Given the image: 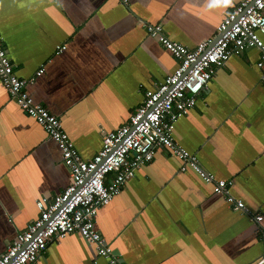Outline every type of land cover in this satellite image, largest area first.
Wrapping results in <instances>:
<instances>
[{
	"label": "crops",
	"instance_id": "0c3cea01",
	"mask_svg": "<svg viewBox=\"0 0 264 264\" xmlns=\"http://www.w3.org/2000/svg\"><path fill=\"white\" fill-rule=\"evenodd\" d=\"M239 0H0V36L33 101L58 116L82 159L125 124L143 92L178 60L146 31L160 24L189 49L211 38ZM64 46L62 50L58 47ZM246 48L217 68L173 139L262 216L264 227V66ZM42 68L41 74L36 71ZM155 149L94 216L114 252L131 264H256L259 224L231 209L189 166ZM112 174H108V183ZM57 144L0 83V255L17 232L68 184ZM37 264H108L76 232L50 241ZM264 264V262L262 263Z\"/></svg>",
	"mask_w": 264,
	"mask_h": 264
},
{
	"label": "built area",
	"instance_id": "2783aa9c",
	"mask_svg": "<svg viewBox=\"0 0 264 264\" xmlns=\"http://www.w3.org/2000/svg\"><path fill=\"white\" fill-rule=\"evenodd\" d=\"M145 28L178 60V65L155 88L144 90L142 102L127 122L105 133L101 147L90 159L80 157L58 116L33 101L25 88L32 78L25 80L15 74L0 36V83L10 98L57 144L69 175L67 186L50 201L46 198L36 201L38 216L16 233L0 255V264H37L50 241L73 232L92 248L95 257L104 258L108 264H131L100 235L94 226V216L142 164L152 160L158 147L166 148L181 161L180 170L185 166L193 169L231 209L259 224V235L264 241L261 214L250 211L230 193L232 180L216 178L204 170L196 156L176 143L172 135L176 121L189 112L210 77L232 55L255 48L259 51L256 65L264 66V0H239L218 24L215 34L193 49L169 39L160 24L147 23ZM42 71L40 68L35 74ZM108 174L112 176L105 183ZM263 262L264 252L256 264Z\"/></svg>",
	"mask_w": 264,
	"mask_h": 264
}]
</instances>
